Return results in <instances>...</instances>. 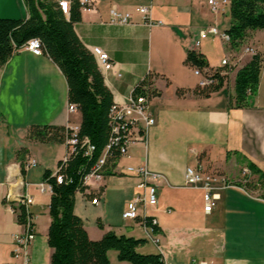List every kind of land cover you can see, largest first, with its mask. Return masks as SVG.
Here are the masks:
<instances>
[{
	"label": "crops",
	"instance_id": "0c3cea01",
	"mask_svg": "<svg viewBox=\"0 0 264 264\" xmlns=\"http://www.w3.org/2000/svg\"><path fill=\"white\" fill-rule=\"evenodd\" d=\"M207 1L97 0L96 11H81L74 30L88 50L99 46L107 53L111 67L97 64L113 102L124 104L138 82L147 78L149 90L155 91L148 101L154 122L147 127L145 144L131 145L111 173L89 187L91 192L75 193L74 213L90 239H100L108 231L141 238L145 242L137 251L159 253L166 264H264V199L256 187L258 175L248 166L251 162L264 171V65L251 105L229 103L236 71L251 58L241 48L264 46V29L249 31L231 48L217 38L201 40L196 51L209 68L220 70L229 50L237 63L217 91L207 96L195 93L199 77L185 62L188 50L200 29L216 25L226 31L230 26L229 4L214 13ZM138 6L147 7L151 18L162 24L146 25ZM112 7L129 13L131 23L110 22ZM27 16L23 0H0V18ZM67 90L62 71L44 53L20 49L0 66V264H21L12 257V236L22 228L3 199L13 197L8 206H15V196L24 192L32 197L29 211L34 216L31 264H50L51 191L37 185L44 182L45 170L56 171L67 144L33 141L27 131L31 125H79L80 113L67 111ZM28 158L36 165L25 168ZM197 164L226 184L216 183L218 199L209 213L203 211L202 189L184 182L185 169ZM142 165L163 176L156 182V205L146 208L157 220L158 242L146 226L121 216L127 201L141 192L140 178L125 167ZM99 188L102 195L93 204ZM108 258L110 264H129L119 261L114 250L108 251Z\"/></svg>",
	"mask_w": 264,
	"mask_h": 264
},
{
	"label": "trees",
	"instance_id": "16d2710c",
	"mask_svg": "<svg viewBox=\"0 0 264 264\" xmlns=\"http://www.w3.org/2000/svg\"><path fill=\"white\" fill-rule=\"evenodd\" d=\"M28 11L25 19L0 18V66L29 39L38 38L42 51L62 71L67 83L69 103H74L80 113L75 149L64 161H59L58 172L45 170L43 181L51 189L49 200L50 224L47 242L52 248L50 264H110L108 251L117 252V259L129 264H166L159 253H140L137 247L144 239L117 235L108 231L100 239H90L80 217L74 213V195L84 191L83 182L91 168L107 150L111 136L110 110L114 104L112 94L103 81V76L94 57L74 30L81 20L78 0H70L69 15L63 14L56 0H23ZM231 47L239 45L252 30L264 29V0H229ZM185 62L191 67L208 66L205 57L196 50L187 52ZM262 57L256 55L241 66L235 74L234 93L229 103L234 107H249L257 93ZM216 83L205 88L196 87L195 93L207 96L217 91L224 78L216 75ZM146 78L134 87L140 94L155 93L149 90ZM180 90H178L179 92ZM69 130L53 125H31L27 138L39 142L65 141ZM85 140V143L83 142ZM93 146L85 154L87 143ZM119 144H110L103 174L111 169L121 156ZM248 166L258 175L257 186L264 199V171L253 163ZM56 173L62 177L56 180ZM18 222L24 220L23 210L17 214ZM149 220V219H148ZM146 223H149V221ZM154 230L157 231L154 226Z\"/></svg>",
	"mask_w": 264,
	"mask_h": 264
},
{
	"label": "built area",
	"instance_id": "2783aa9c",
	"mask_svg": "<svg viewBox=\"0 0 264 264\" xmlns=\"http://www.w3.org/2000/svg\"><path fill=\"white\" fill-rule=\"evenodd\" d=\"M80 5V11H91L97 10L96 4L97 0H78ZM210 9L214 13H219L223 10L225 6L229 4V0H208L207 1ZM56 4H59L60 9L63 10V14L69 15L70 0H56ZM137 12L143 15V22L148 25H160L162 22L160 20H153L150 16V11L145 6H138L136 8ZM110 22L114 23H131V16L129 13L120 12L116 8L112 7L110 9ZM207 37L220 39L222 42L230 45V35L225 31L220 29L216 25H208L198 32V37L193 43V50H196L200 46V42ZM26 50L35 55L43 54L41 42L38 38H31L27 40L19 50ZM94 56L97 57V63L102 65V69H108L111 67L109 57L106 52H104L99 46H93ZM241 51L249 54L250 57L260 55L262 57V64L264 65V46L258 47L252 44L243 45ZM235 55L229 50L220 61L221 69H211L208 66L203 67H193V73L199 77V88H205L217 82L215 79L216 75L223 78L230 74V71L236 67L237 59L235 60ZM148 101L149 96L146 94L136 93L133 91L128 95L126 102L124 104H113L110 110L111 119V136L109 139V144H107V150H103V157L99 159L98 164L91 168V174H88L86 179H83L85 190L91 192L89 188L92 184H98L102 181L104 174L103 168L108 156V148L110 144H119V152L122 155H126L128 148L133 144H145L146 142V132L147 127L152 125L154 120L148 111ZM67 111L69 113L77 112V107L74 103H68ZM66 129L69 130V136L66 137L65 142L67 144V152L63 157L64 161L67 156L74 151L75 141H78L77 133L79 125L67 124ZM93 146L88 142L87 148H85V154L91 153ZM36 165V160L33 158H28L24 164L25 168L33 167ZM125 171L130 174L137 175L140 180L138 183V188L141 189L140 193L135 194L126 203V208L122 212L121 216L123 219L137 220L140 224L146 226L155 242H158L157 232L154 230V226H157V220L154 217L147 215L146 208L152 207L157 203V187L156 182L161 180L163 176L160 173L153 172L149 170L146 166H127ZM55 172H58V167ZM56 180L61 182L62 177L59 173H56ZM98 182V183H97ZM184 182L188 186H193L195 188H200L203 191V211L209 213L216 201L218 199V188L216 186L217 182L222 183L224 187L225 180L220 177L215 172L205 171L202 165H195L192 167H187L184 173ZM39 190H50L49 184L46 182H41L38 185ZM258 188V194L260 196V190ZM102 195V190L99 188L96 190L94 198L91 199V203L97 204L99 196ZM4 202L6 203V195L4 196ZM32 204V197L27 193L17 194L15 196V206H8V209L12 213L19 214L22 210L24 212V220L20 222L22 230L13 234V251L12 257L21 261V264H31L30 260V246L35 237L34 216L29 211V206ZM140 208L143 209V213H140ZM149 219V220H148ZM149 223H146V221ZM191 264H201V263H191Z\"/></svg>",
	"mask_w": 264,
	"mask_h": 264
},
{
	"label": "rangeland",
	"instance_id": "374dc122",
	"mask_svg": "<svg viewBox=\"0 0 264 264\" xmlns=\"http://www.w3.org/2000/svg\"><path fill=\"white\" fill-rule=\"evenodd\" d=\"M98 65V64H97ZM69 103V102H68ZM245 183H247V185L249 184V182H246L245 181ZM252 184L253 183H251L250 185L252 186ZM252 188V187H251ZM4 200V199H3ZM13 201V197L11 198V196H9L7 199H6V204L7 205H10V202H12ZM14 202V201H13Z\"/></svg>",
	"mask_w": 264,
	"mask_h": 264
},
{
	"label": "bare ground",
	"instance_id": "6f19581e",
	"mask_svg": "<svg viewBox=\"0 0 264 264\" xmlns=\"http://www.w3.org/2000/svg\"><path fill=\"white\" fill-rule=\"evenodd\" d=\"M63 11V10H62ZM94 50V49H93ZM76 142V141H75ZM85 143V140L83 141ZM99 161V160H98ZM98 161L96 162V164L94 165V167L98 164ZM91 174V171L88 173ZM88 174L86 176H84V179H86V177L88 176Z\"/></svg>",
	"mask_w": 264,
	"mask_h": 264
}]
</instances>
